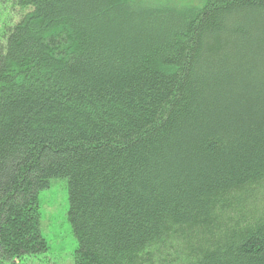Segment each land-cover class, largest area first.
<instances>
[{"label":"trees","instance_id":"16d2710c","mask_svg":"<svg viewBox=\"0 0 264 264\" xmlns=\"http://www.w3.org/2000/svg\"><path fill=\"white\" fill-rule=\"evenodd\" d=\"M264 264V0H0V264Z\"/></svg>","mask_w":264,"mask_h":264},{"label":"rangeland","instance_id":"374dc122","mask_svg":"<svg viewBox=\"0 0 264 264\" xmlns=\"http://www.w3.org/2000/svg\"><path fill=\"white\" fill-rule=\"evenodd\" d=\"M38 197L41 231L48 242V250L25 259L24 264H74L76 241L67 220L66 179H52L50 186L41 190Z\"/></svg>","mask_w":264,"mask_h":264}]
</instances>
